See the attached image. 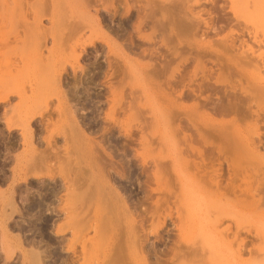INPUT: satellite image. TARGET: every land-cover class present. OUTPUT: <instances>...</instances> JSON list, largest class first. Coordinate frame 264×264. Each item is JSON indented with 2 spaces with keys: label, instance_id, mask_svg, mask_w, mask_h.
<instances>
[{
  "label": "rangeland",
  "instance_id": "rangeland-1",
  "mask_svg": "<svg viewBox=\"0 0 264 264\" xmlns=\"http://www.w3.org/2000/svg\"><path fill=\"white\" fill-rule=\"evenodd\" d=\"M36 1L37 0H35V2H34V0H0V34H2V36L1 35L0 36L1 37L4 36L5 38H7V37L9 38V39L7 38L8 40L4 38L5 40L3 41L5 44H7V46L5 45V47H3V46L0 47V48H2V49H0L1 50L0 59H2V61H0V77H1L0 78V86L4 85V82L1 79L6 78V81L5 82H7V84L9 86H7L6 83H5V85L8 87V89L9 88H12V90H14L11 94L9 93V95H10V98H8L9 100L8 99H3V101H2L1 98H2L3 95H0L1 96L0 97V117L1 118L3 117L4 118L3 120H5V121L9 122L10 124H12V126L9 125V127L8 126L6 127V126H4V124H2V121L3 120H1V124H0V137L1 138H5L6 140H10L11 141L10 144H12L8 148L5 147V146L4 147L2 146L3 147L2 148L1 145H0V148H1L0 149V162H1V166H2L1 167V170H0V245L2 243V240H5L8 243L7 244L8 246L11 244L10 246L13 247V251H12L13 254L11 253L10 256L8 255L6 257L5 250H2V246H0V264H20L23 261V258H24V254H25L24 251H27L28 248L30 247L29 245H31V244H29L27 242V238H30V236H33L32 237L33 240L35 238L36 239L38 238L37 235H33V233H32L31 230L30 231L29 230H24V229H27V227L25 225L26 223H25L24 219L22 220L23 215L25 214L24 211H23L24 205H25V204H23L24 201H25V198H23V197H25L24 195H26L27 192L34 191V189L36 188V186H38L39 184H42L41 182H45V181L48 182V180H49V182H51L52 184H56L57 186H58V183H62V185H63L64 188H61V191L58 194L59 197L62 196V195H64V196H62V197L59 198V199H61V203L64 202V201H62V199H63V197L65 198V196H66L65 193L66 194H69L68 193L69 190H66V189H68L67 184H66V186L64 185L65 183H67V181H66L67 179L64 178V177H62V176H64L65 172L62 173L61 170L59 172V168L61 169V165L69 164V162L72 163V161L74 160V159L73 160L70 159L71 156L69 155L71 153L70 152V148L72 147V146L69 145L70 142L68 141L69 142V144H68L67 140H64L63 141V139H62L64 135L65 136L67 135V132H68L67 130L70 129V127H69L70 126V122H69L70 115L67 114V113L69 112V110H72L73 108H71L68 105V101H66L67 104L65 103V105L63 106L62 104H64V103L60 100V98L57 97V93L55 94L53 92L54 88L52 90V86L49 87L50 85L49 86L47 85V83L45 82V78H47L49 76L48 75V72L46 73V71L42 70V72L40 71V73H39L37 71H39L38 69H42L41 66L39 68V64L38 63H41L43 60H45V61H43V64H45L47 62L48 65H49L50 62L52 64L53 61H55L53 63L54 65L55 64H59V63L62 64L63 69H64L62 71V74H63L64 77H66V74H67V76L69 78H72V76H79L80 74H82V72H80L79 69H77L75 71V74L72 71V64H75V61H73L74 60V57L72 58L73 55L70 54V52H73L72 48H74V47H75L74 48L75 49V53L76 52L80 53V55L78 57V61H77L76 64H79L81 66H86V65L90 64L91 62H94V63H98L99 62L98 64H100L101 67H103L102 69H103V72L104 73L103 74L101 73V76L98 77L99 80H100V81H98V83L100 82V84L98 86L102 89L101 90L102 91L101 93H102L103 96L102 95L100 96V99L102 101H99L97 103V104H99V106L96 107L97 108V110L95 112L96 121L97 122H100V125L101 126L103 125L102 127H104V126H107V124H111L112 123L109 120H107V118H105L104 115L106 113L107 114H109V113L112 114L113 113V116L116 117V118H118L117 119L118 121L123 120V119L125 120L127 114H128L127 117H130L129 116L130 115V113H129L130 111L133 114V115L131 114L133 116V117L131 116L133 119L132 118L131 119L128 118L130 120L128 122L129 124L127 123L128 129H129L127 131L122 130L123 128H121L119 125L114 124V123H112L111 125H109V127H107V129H106V131L104 133L103 132H100V130H99V132L97 131V132H94L92 134L91 133L89 134V133H87V129H86V134L87 135L88 134H89V136L91 135V137H93V139L96 140L95 142L98 141V144H99V142L101 143L99 145H102L101 147L102 148L104 147V149H105L106 152H110L112 154L111 155V160L113 162L115 161L116 162V165L117 164L119 165V167H118L119 169L121 167V161L124 158H125V160L127 159L126 162L128 164H129V162L130 163L132 162V164H134L135 169L133 171H131L130 168L127 170V169H125L123 167L124 170L123 169L122 170L125 173L123 171H122L123 173L121 171H118V172L116 171L117 172L116 173L115 170L112 169L111 174L117 178V179H114L112 181V183H114V184L117 183L115 186H118L119 187V189H120L119 192H121L123 195H126V196L128 195L129 196V202L131 203V205L132 204L135 205L136 204V200H143V199H145V201L143 200L142 201V204L139 205L140 207L138 205H135V206L139 207V208H137L138 211H143L146 208L150 209L153 206V205H151L152 202H154L156 200V198L157 199H160V200H166V197L165 196L168 195V197H169V195H170L169 198L167 197V199H169L170 201L168 200L169 201L168 202L166 200L167 201L166 204L168 206L165 204L164 205V209L166 208L165 209V212H167V211L170 212L169 213V216L171 215V217H169V216L167 217L166 216L165 220L161 224H159V226L157 227V232L154 231L156 233H154L153 231L148 230L149 233L147 232L148 235L145 236V239L143 240L144 243L142 242L143 249H145L144 251H146L148 253V260L150 262H153V261H159L161 263L165 262L164 264H169V262L171 260L173 261L174 258L172 256L170 257V255L172 254L171 253V248H172V245H173V241L176 239V236H177L176 234H178L177 233V227L176 226H178L180 224V221L178 220L179 218H177L176 214L178 213V210H179V213H180L179 215H182L183 214V215H185V217L187 216L186 213L189 215V216H187L189 218L186 219V221H188V219H189V221H188L189 223H187L185 221V224H187L188 227L186 225H184V227H185V229H184L185 232L184 233H187V234H184V235L185 236L188 235V237H184V239L187 240L189 238V236L190 235L191 236H190V238L186 242H188V243H193L194 241L196 243L197 242L198 243L200 242L199 244H203L205 247L215 245L214 242H216V240H218V237H216V235H213L211 233L210 229L208 228V223L205 220H207V217L211 216L212 213L214 214V213L217 212V214H220V215L222 213V216L221 217L219 216L220 219H221V221L217 223V227L219 226V227H221L223 229V226L226 225L225 227H229V229H228V231L230 230L229 233H232L235 230H239L240 231V235H241L240 237H244L245 239L247 238L246 239L247 242L249 241L250 243H253V244H250L248 242L247 247L250 248L252 246H254V247L256 246L255 248L252 247V253L251 252L248 253L247 251H245L243 253L244 255H242V258L243 259H246L247 262L246 261L245 262H240L239 264H264V260L261 261V262H255V259H254V258H256V260H257V255L259 254L258 256H260V255H262V252L264 253V246H263L264 245V241H263L264 240V234H263L264 231H261L262 227L264 228V207H263L264 204L262 202H260L261 203V205H260V203H256L257 201L254 202L253 199L250 200L249 199V196H247V198H244L245 197V196H243L244 192H241V194H238V193H240V189L241 188H242L241 190H244V189L246 190V186H247V189L250 188V190H251V189H253V187H256V186L259 187L260 181L262 182V179L263 178L261 179V177H263L262 175L264 174V170L262 169L264 166H261V163L264 162L262 160V159H264V158H262V157H264L263 156L264 155V124H263L264 123V119H262V118H264V117L260 116L261 119H259V121L261 120L260 122L262 124L259 123L258 124L259 125V128H257L256 131L254 130L255 131L254 132V131L251 130V125H248V124L251 123V120H252V119L249 120L250 117H248L246 119H244V118L243 119H239V120H237L236 123L231 122V124L229 125L230 122H228V119L229 118L232 119L231 116H228V115L226 116V115H221V114L219 115V114H217V112L216 113H212V111L209 110L208 108H202V111L201 110L199 111L200 114H201V116H199L200 114H198V116H196V114H194L195 116L194 115L192 116V119L194 121L196 120L197 122H203L207 118L209 119V116H211L213 119L216 120V121H213L214 122L213 127H215V123L216 122H217L216 123L217 124L216 126H218V124L221 123V121H220L221 119L224 120V121L227 119L226 120L227 122L223 123L224 126H221L219 124V127H223V130H221L222 128H218V127H216L215 129H212L213 127L211 126L209 128V129H211V131L208 130L211 133H213V132L215 133V131H216V133L218 134L221 131H224L228 137L233 138V139H236V140L237 139L240 140V138H242V139L243 138L244 139H248V138H251V137L254 136L253 137V138H255L254 143L252 144V146L250 145L249 147L255 146V148H253V149L255 150V152L258 153V155H256L257 158L255 156L253 157L252 156L253 154L249 156V153L251 154V152L252 153H255V152L252 150V148L248 150L247 149L248 148L247 146L246 147H243L241 145L242 146V148H241V146L235 145L234 147H232V144L230 143L231 145L230 144H227V146H226V144H225L224 146L226 148H229V146H230V147L233 148V150L232 149H228V150L226 149L225 150L224 149L225 147L224 146L222 147L221 141L219 142L218 136H215V135H214L215 138L214 137L211 138L213 135H210L209 136L210 137V142L204 144L203 142H201L202 140H199L200 138H198V136H196L197 134H196L195 130L193 128H191L192 126L189 127V125H191V124L188 121H186V122H188L189 125L186 122L184 123L185 124L184 127L186 126V128L184 129L185 131L182 130V133H179V135L177 134V137H179V136L180 137L177 138L175 136V138H176L175 139L173 132L172 131H169V129H171V127L169 128V125H170L169 124V121L170 120L167 117V119H168V122L167 123L169 124L168 125L166 123V121H167L166 120V114H164L165 113V110L163 109V107H164L163 104L166 105V103H164V102H167L166 99L164 98L165 96H163V95L165 94V92L168 91V89L165 88L166 91L163 93V95L161 96L159 94L160 95V98H157L156 99V97L157 96L159 97V95H157V94L155 95V93H159V91L157 90L156 86L155 87L153 86L154 85L153 84L154 82H152V81H154L155 79H158V78H155L154 80H152L151 75L148 77V76H146L147 74H144L145 72L143 73V71L148 68V66H147L146 68L143 69V66H145V64L147 65V63H148V65L149 64L150 65L154 64L155 62H153V59L154 58L156 59V57L158 56V53L156 54V56H154L152 59H150L151 61L146 56L143 55L144 53L141 54L142 50L149 49V48L152 47V45H147V44L143 43L139 39V37L136 36V34H134L133 32L131 33V39H132L133 42L130 45L127 42L129 40V38L127 37V35H126L125 39H123V40L120 39V38L119 39L122 40L121 41L122 42V45L124 44V47H123L124 51L126 52V50H127V53H129V50L130 49H133L134 52H131L130 53V56L133 54V56H131V57L132 58L134 57L136 60H139V62H141V63H139L137 61V63L139 65H136L135 64L137 67L135 65L133 67V68H135L136 73H135L134 69H132L133 71L128 72L129 75H128V73H126V76L124 77L127 80L126 81L124 79V81H126L125 82V85H126V83H127V85H131V89L134 90V94L136 96L133 95L132 97H134L133 99H135V100L132 101L129 98V96L127 95L128 92H126V91L128 89H130L129 88L130 86H125L124 85V88L123 89H124L125 94H123L124 95V97H123L124 99L122 100V103L123 104L121 103L122 104V107L121 108H123V109H119V108L116 109V107H118V106H116L113 110H110L111 109L110 108V103H109L110 96L108 95V94H110L109 93V90L111 89L110 88V85H111V83H115V81L120 77V75L119 76L116 75V76L113 77V75L107 74V73H109L108 71H110L107 64H108V60L110 59L114 63H117L118 66L119 65H120V67L122 66L121 65L122 60L119 57L118 53H117V55L111 53V51L112 52H115V53L116 52H119V51L116 50V47L111 46V45L105 43L103 40H100V39H94L91 43H85L84 45L77 44L74 47H72L71 46L72 45L71 43L74 41V39H75L74 37H71V39L74 38L73 40L69 39L68 42L66 41L67 42L66 45H65V43H66L65 42L64 45L63 44L62 45L60 44L62 47H59V46H56L54 44L55 42L52 44V38H51L52 35L50 34L52 32L49 31V34L47 36H45L46 34L45 35L43 34L45 36V38L42 35L43 36V39H44L45 45H43L44 47L41 45V47H42V51H41L42 53L41 54L44 57L41 54L40 55H41V58H44V59L43 60L41 59L40 61H37L38 59H40L39 55H37L38 52H36V50H38V47L36 45L37 44L36 41H38V37L34 41V38H33L34 37V34H33L34 30H32V32H30V33H32L33 37H32V35L30 36V34L28 35V34L25 33V32L28 31L27 30L28 25L29 26H32V23H33L32 22L33 21V18H32L33 16L31 17L32 14L30 13L31 11L28 9V6L31 7L30 4L35 5V3L36 4H37V2L40 3V1H42V3H43L45 0H40V1L38 0L37 2ZM108 1L107 2L105 1L106 4L105 3H103V4L101 3V2H104V1H97L96 6H94L92 9H91V7L89 8L91 14L88 13V15H93V13L95 11V13L98 14L99 18L102 20V24L104 26L106 25L108 28L114 29L115 26L117 25L118 20L124 15V13H122V7L119 4L120 3V0H111L112 3H113L112 6L115 7L114 9L110 5L107 4ZM130 1L133 2L134 0H129V2ZM171 1L173 2V1H176V0H171ZM189 1H190V3L192 1L191 6H190V3L187 2L188 5L190 6V9L193 8V10L191 9L192 10L191 12L196 13L198 11L199 13H201L200 14L201 15L200 18L202 20L205 18V19H208L210 21V24L211 25L214 24V26L212 25V27H214V28L208 30L207 33H206V35L203 34V33H201L202 32L201 30L203 29L202 26H201L202 29L200 28L197 31L198 33L195 32L194 33V36H192V34L190 33L191 35H189V36H192L195 39L197 38L196 39L197 41L193 39V42L194 41H196V42L201 41V39L204 42L206 41L205 43H213V41H214L215 43H213L214 44L213 46L215 47L216 46L215 44L217 42L216 40L217 39L219 40V38L223 39V37H225V33H226V37L225 38H227L229 35H230V37H233L234 38L233 46H231L232 48L229 47L230 49L227 50L228 52L231 50L229 53H231L233 51H234V53H236V52L239 53L238 49L240 51L247 50V51L251 52L252 58L254 60V63H257L255 65H253V64L250 65L249 64L247 66L246 65L243 66L244 67L243 71L244 72L246 71L245 72L246 73V77L240 79V80H243V81L240 82L241 85L238 83L239 86H240L239 87V86H237L238 84L237 85L235 84V83H237L236 82V80H237L236 78L237 77L235 78V75L237 76V74H235V75L233 74L232 76H230L231 74H227V73H224L222 71L217 72L216 66H214V65L211 66V64L209 62H206L207 67L211 66V68H213L212 71H214V72L212 74H213L214 77H212V80L215 77L216 78L219 77L218 78L219 79L218 80V84H216L217 85V90H218L217 93L220 96V94H222V92L223 93H226V94H229V93L233 92L232 89H231V87L229 88L230 85H235L233 87H234V89L236 87L237 88L236 90H238L239 88H241V86H245L247 89L248 88L249 89L247 90L246 88L243 87L244 88V91L247 90L246 91L247 93L249 91L254 92L252 94L255 96V99H256V100L253 101V103L251 102V104L254 105V106H252L251 110L253 108L254 109L257 108L259 110V112L261 113V115H263V113H264V84H263L264 83V0H233V1L232 0H215V1L214 0L213 1L212 0H201V1L200 0H189ZM78 2H76V0H53V3H52V0H51V2L49 0V4H54L55 3L56 6L54 8V5H53V9L50 8V10H54L52 12L51 11H48V10H45L47 12L44 13V14L42 12V14H41L42 17H41V23L40 24H42L43 26H41L39 24L41 29H39L38 31L41 30L42 33H45V31H46V33H47L48 30L47 29L42 30V28L43 27L44 28H49L51 26V24H52V20L54 22L53 25H57L56 23H58L57 22L58 19L61 18V17H59V15H61V14H62L61 16L63 18L64 17L65 18L67 17V19H65V20H69L70 22H72V21L75 22L76 20H77L76 22H78V21L80 22V21L85 20L84 22L87 24L89 22V20H90L89 19L90 16H88L87 14H86L87 16H85V17L82 16V15H85L86 12L84 13L82 11L84 14H81L82 12H80L81 10L78 8L79 7ZM20 3H21V8H20ZM45 5H47V3ZM133 5L134 6L132 7L131 10H129V12L131 11V13L133 15H135V13L137 12V10H136L137 5L135 4V2H133ZM49 6H48V8H49ZM108 6H110V7L108 8ZM45 8L47 9V7H45ZM57 10L59 12V15H57L58 13L55 14L56 16L53 15L52 13L53 12L54 13L57 12ZM191 12L189 11L190 14H191ZM49 14H51V16ZM193 15H195V14H193ZM200 15H197V16H200ZM236 15H238V16H236ZM52 16H55V21H54V17H52ZM80 17H82V18L80 19ZM86 17L87 18L89 17V18L87 19ZM233 18H236V19H233ZM69 21H67L66 23L69 24ZM84 22H82V25L85 24ZM85 25H84V29L82 28L83 30L81 31V33H79L77 35V38L78 39L80 38L79 40H82L85 37H87V35H89V33H91L90 35H93L92 34L93 31L92 32L88 31L89 27H86ZM24 27L27 30V31L24 30L25 32L23 31V28ZM51 27H50V29H51ZM231 28L233 29V31H232ZM64 29H66V27ZM230 29H231V31H230ZM130 30L131 29H129V31ZM147 30L148 29H145V30L143 29L141 33L147 34V32H148ZM66 31H67V29L64 32L66 33ZM127 31H128V28H127ZM195 34H196V36H195ZM199 34H201V35L203 34L202 37H198V36H201ZM250 35H252L254 38H256L255 36H257L256 41ZM95 36H99V35L96 34ZM216 36H217V38H216ZM230 37H228V38H230ZM119 39H118V42H120ZM208 39H209V42H207ZM6 40H7L8 43L5 42ZM70 40H71V42H70ZM210 40H212V41L210 42ZM191 41H192V39H191ZM93 42L97 44L96 47H93L92 46ZM69 43H70V48L72 47L71 49L68 46ZM246 43L248 44V46H247ZM33 44H35L36 46H34ZM42 44H43V42H42ZM57 45H59V44H57ZM127 45H128V47H127ZM234 46H236V47H234ZM36 47H37V49H36ZM216 47H218V46H216ZM221 48H222V46H221ZM221 48H219L220 49L219 51H218L217 48H215V49H217V51L220 52V54L221 53L223 54L224 52H226V54L230 55L229 53H227V51H224V48H223V50H221ZM249 48H251V49H249ZM69 50H71V51H69ZM157 50L159 52L163 51V49L161 47H159ZM256 53L257 54L259 53L258 54L259 56L256 55ZM73 54H74V52H73ZM36 57L37 58L39 57V58L37 59ZM45 57L46 58L47 57L48 58L51 57V58L49 60L48 58L46 59ZM161 60L162 59H160V61ZM187 62L189 63V66H187V69H188L187 70L188 71V77L186 76L187 78L185 77L184 80L181 81L182 84L177 85V87L175 86L176 87L175 90H179L180 87L182 88V85L185 84L184 85L185 87H183V90H184L186 87H188L189 85H191L193 83V80L190 78V74H191V70H193V66H194L195 63L192 62V61L190 63V60L187 61ZM179 63L180 62H178L176 64H173V65L176 66V65H179ZM105 66H106V69H105ZM248 66H249V69H246ZM176 67H177L176 69L179 71V70L182 69V64L179 65V66H176ZM136 69H138V71ZM250 69H251V71H250ZM177 70H176V72L178 73ZM254 70H255V72H252ZM132 72L134 73V75L132 74ZM176 72H175V74H176ZM215 72H217L216 74H218V77L216 76ZM105 73L107 74V76L105 75ZM167 74L168 73H166V75ZM258 74L261 76V78L263 80H261V78L259 77ZM135 75L137 76V78H136ZM250 75H252V76H250ZM256 75L259 77L260 80L258 79V77L256 78ZM133 76H135V77H133ZM253 76H255V77H253ZM116 77H118V78H116ZM140 77H141V79H140ZM144 77L145 78L147 77L146 78L147 81H146V79ZM165 77H168V75L165 76ZM165 77H161V79L159 78V80L161 82H163L164 81L163 79ZM252 77L255 78L256 80L255 79H252ZM149 78H150V80H148ZM196 78H195L196 80L194 81L195 83L200 81L199 78L201 79L200 76H198ZM233 78H234V80H233ZM111 80H113V81H111ZM191 80H192V82H191ZM144 81H145V83H144ZM224 81L227 82V83L225 84ZM252 81H253V83H252ZM105 83H107V84H105ZM135 83H137V84H135ZM253 84H258L259 86L258 85H253ZM226 85H228V87ZM6 86H2L3 89H7ZM257 86L258 87H261V88L260 89L259 88L257 89ZM61 88L63 89L64 87L61 86ZM161 88L164 91V89H163L164 86L161 87ZM243 88L241 89L242 91H243ZM3 89H0V94H1V90H3ZM18 89H19L20 92L18 91ZM41 89L43 91L46 90L45 91V96H43V98L45 97L46 100L44 98L43 101H46L47 102V104H48L47 107H48V109H50V112L47 113V111H46V113L48 114V116H50L49 117V120H47L48 119L47 118L48 116L46 115L45 112H44L45 115L42 116L43 118L36 117V115H31L32 117L29 119V117H30L29 116V113H34L33 112L34 109H32V108L38 106V104H37V102H38L37 99L38 98L36 99L35 98L36 96L35 97H31L32 95H34L32 93H34L33 91H36V93H38L39 90L42 91ZM23 90H25V91H23ZM224 90H225V92H224ZM236 90H234V91H236ZM3 91H2V93H3ZM150 92H152V93H150ZM236 92H238V91H236ZM217 93L214 95L215 97L212 96V99L216 100L215 98L218 96ZM25 95H26V97H25ZM144 95L146 96L145 99H144V97H145ZM22 96H24L25 98H23ZM257 96H259V97H257ZM34 99H36L37 101H35ZM129 99H130L131 102L129 101ZM136 99H137V101H136ZM43 101H39V103L40 104H43L44 103ZM130 103H132L131 105H133L135 103V105L134 106H128V105H130ZM144 103H145V105H144ZM184 103H186L189 106V105H191L189 103H192V100H186V101H184ZM40 104H39V106H40ZM125 104H127V105H125ZM161 104H162V106H161ZM257 104H259V105H257ZM35 105H37V106H35ZM159 106H161V107L159 108ZM64 107H65V109L67 111L64 109ZM67 107H68L69 110L67 109ZM124 107H125V109H124ZM129 107L130 108L133 107L134 109H130ZM129 109H130V111H129ZM135 109H136L137 112H135ZM144 109H145V111H144ZM160 109H163L164 112L162 110L160 111ZM206 109L209 110V111H207ZM31 110H32V112H31ZM36 110H38V109H36ZM110 111H112V112H110ZM140 111H141V113H140ZM83 112H85V111H82L81 110L80 112H76V114L80 116V115L84 114ZM202 114H203V116H202ZM67 115H69V116H67ZM38 116H40V115H38ZM135 116H137V118H135ZM26 117H28V118H26ZM152 117H153V119H152ZM180 117H182V115H180ZM26 119H28L29 121L28 120L27 121L30 124H32V126H33L32 129H31L32 130V135H31L32 137L30 138V141H29V139H27L28 137L25 138L24 136H22L24 134H21V133H23V131L21 129L22 128L21 126L23 125V123H25L24 126L27 124V122L25 121ZM231 119H229V120H231ZM244 120H245V122H244ZM152 121H154V122H152ZM218 121H220V122H218ZM233 124L234 125L237 124L238 126L235 125V127H233ZM187 125H188V127H187ZM234 129H235V131H234ZM244 129H246V130H244ZM147 130H149V132ZM232 130H233V132H232ZM88 131H90V130H88ZM217 131H219V132H217ZM170 132L173 134V139H172V136H171ZM150 133H151V135H149ZM189 133H190V136H188ZM255 133L258 136H255ZM102 134H104V135H102ZM203 134L206 135L208 133H204V130H203ZM187 136L188 137H191V138H188ZM48 137L50 139L49 144H47L48 143V141H47ZM184 137L186 138V140H188V142H190L189 139L190 140L192 139L191 144H193V143L196 144V145L193 144L192 146H196V147H198V148H200V149L203 150V153L205 155V158L206 159L208 158L204 162L205 163V166H206L205 169L208 167L207 168V171H209V170L210 171L211 170L214 171V169H217V171H218L217 174H219L218 179H219V182H220L219 183L220 184V190L221 191H224L223 198L221 196L219 197V193L218 192L217 193L210 192V191H212L214 189L213 187H212L213 189L210 188V190H206L207 192L202 191V193L200 191H199L200 193H198V191L196 192V190L193 187H191L192 189L190 188V185L191 186H193V185L191 184V182H188V178L186 179V177H185L186 174L184 175L185 169L182 168L183 164L181 165V163L178 161L180 159L174 160L175 157H176V155H177V151L179 152V149H184L186 147L185 149L189 153V150L187 149L188 145H186V146L182 145V143L185 141L184 140L185 139ZM257 137H259L260 139L258 140ZM153 138H154V140H153ZM216 138H217V141H216ZM142 139H145L146 140L145 143H144V140H142ZM212 139L213 140L215 139V140L213 141ZM140 141H141V143L143 141V143H142L143 145L140 143ZM29 142H31V143H29ZM146 142H148L149 144L146 143ZM188 142L185 141L184 143L187 144ZM211 142L214 143V146L211 144ZM174 143H176V144H174ZM147 144L149 145L147 147L148 149L146 148ZM218 145H220V146H218ZM158 146H159V148H156ZM46 147H47L48 151L51 152V155H52V157H50V160L45 163V165L48 167L46 169L47 171L44 170V168H42L43 170L42 169H37V170H33V172L32 171H29L28 172L26 170V166L29 165L34 160L39 161L40 160L39 159L40 158V155H39L38 152L43 151L44 149H46ZM142 147H143V149H142ZM218 147H221L220 149L222 150V152H221L220 155H219V152L221 150L220 151L216 150V149H218ZM235 147H237V148L235 149ZM4 148H6V149H4ZM34 148H35V150H33ZM36 148H38V149L36 150ZM208 148H209V150H208ZM39 149H40V151H39ZM186 150L184 152H186V154L188 156H190V157H188V159L189 158H191V159L193 158L196 161L199 160L197 158V156H194L196 154L193 153L194 154L193 155L190 152L192 154V155H190V154L187 153ZM223 150H224V152H223ZM250 150H252V151L250 152ZM226 151H228V152H226ZM246 151H249V152H246ZM67 152L69 154H67ZM175 152H176V155L174 154ZM80 153H82V152H80ZM142 153H143V155H142ZM152 153L154 154V156H152ZM216 153H218V154H216ZM36 154H38V155H36ZM259 154H260L261 158L259 157ZM31 155H33V156H31ZM157 155L159 156V158H157L158 157ZM161 156H162V158H161ZM32 157H33V160H32ZM56 157H58V159ZM147 157H149V158H147ZM173 157H174V159H173ZM253 158L255 160H253ZM84 159H86V158L84 157ZM84 159L82 160L83 166L85 165V166H87L89 168L90 165L88 163V161H89L88 158L86 160H84ZM154 159H157V162L159 161L158 162V165H157V162L154 161ZM57 160H58V163H57ZM173 160H174V162H173ZM256 160H258L259 163ZM260 160H262V162ZM61 161H62V163H61ZM163 161H164V163H163ZM167 162H168V164H167ZM183 162H185V161L182 160V163ZM233 163L236 164V165H233ZM58 164H59L60 167L58 166ZM239 165H241V167ZM153 166H154L155 171H158V172H156V175L155 176L152 174V171L154 170L153 169ZM155 166H156V168H155ZM87 167H85V168H87ZM167 167H168V169H166ZM184 168H185V164H184ZM236 168L238 169V171H236L237 170ZM253 168H254V170L257 168L256 173H254L255 171L253 170ZM157 169H159L160 172ZM234 170L237 172V175L238 176L236 175V172ZM258 170L260 172H257ZM25 171H27V172L25 173ZM35 171H37V172H35ZM161 171H162L163 174H161ZM252 171H254L253 174H252ZM115 173H116V175H115ZM258 173H260V174L262 173V174L258 176ZM159 174H160V177L158 176ZM234 174L236 175V178L233 177V176H235ZM244 174H245V177H244ZM118 175H119V177H118ZM247 175H248V177H247ZM68 176H69L68 179L72 177V176H70V174ZM249 176L251 178L254 176V178L251 179ZM161 177H162V179H161ZM180 177H182V178L180 179ZM240 177H242L243 180ZM246 177L247 178H250V179H247ZM62 178H63V180H62ZM156 178H157V180H156ZM258 178H260L261 180L258 179ZM247 180H249L250 182L247 181ZM251 180H253L254 182L251 181ZM243 181H244V183H243ZM156 182H158V183H156ZM231 183L237 188L236 191H238V192H236L235 194L236 195L238 194L240 196L242 195L241 196V199H240V197H238V199L235 198L234 194L232 193L233 191H232V189L230 187V185H232ZM245 183H247V184H245ZM249 183H251L252 185L249 184ZM165 184H167L166 185L167 188H166V186H164ZM173 184H175V185H173ZM177 184H178V186H176ZM236 185H238L239 188ZM260 186H261V184H260ZM27 187H29V188H27ZM23 188L25 189V191H24ZM155 188H156L157 191L155 190ZM22 189H23V191H22ZM64 189H65V191H64ZM168 189H170V190H168ZM173 190H174V192H173ZM191 190L192 191L194 190V191L191 193ZM263 190H261V191H263ZM161 192H163V193H161ZM168 192H169V194H167ZM145 194H149V197L148 198H143ZM171 194L176 195V197L178 198L177 201L179 203L175 201V199H177V198L175 196L172 197L173 195H171ZM181 194L184 197H182ZM191 194H193V196H191ZM255 194H254V198H257L258 195L261 196L262 194H263L262 196L264 197V191L263 192H259L258 191V195L256 194L257 197H255ZM160 195H162V196H160ZM58 196H57V198H58ZM226 196H227V198H230V199L228 200L226 198ZM161 197H163V198H161ZM207 197L208 198H211L210 201H209V199ZM198 198H200V199H198ZM7 199L8 200L10 199V201H8ZM150 199H152V201ZM212 200H214L215 203L212 202ZM11 201H13V203L15 202L14 204L16 205V210L19 211V212L17 211L18 214L16 212L12 213L11 214L12 216L9 214ZM236 201H238V202H236ZM7 202H8L9 205L7 204ZM182 202H184V203H182ZM174 203H176V204H174ZM226 203H227V205H224ZM173 204L175 205V207H174ZM184 204H185V206L182 207ZM196 204L199 205L200 207L197 206ZM94 207H92L91 210H90V207H88L89 210L87 209L88 212L86 211V214L87 215L85 214L86 217H84V218H86V219L87 218H90V219H89V221L88 220L86 221V219H85V221H83L81 223L82 226H84V227H82L81 225H79L81 227V229H80V227H78L79 230H80V232L77 231L78 234L76 236H71L72 234L68 230L69 228L68 229L65 228V231L61 234V235H63V238H64V239H62V241H64L62 243V248L64 247L63 249H65V248L67 249L68 246H66V243L68 244L69 241H70L69 242L70 244H73L72 246L75 245L74 247H72L73 251H75L74 254H72V252L69 251V250H67V252H66L67 254L69 253V255L74 259L72 262H69L68 264H71V263L72 264H96V263L97 264H102L104 262V259H106V256L108 254L107 249L110 247V243H111L110 242V239L112 237L110 236L111 233H109V234L108 233L107 234L106 233H102V234H104V235H102L98 231L99 230L98 229V224H97L98 222H96V220L98 219V217H97L98 216V213H97L98 212L97 211L98 208L95 205H94ZM176 207L179 208V209L177 210ZM212 208L213 209L215 208L214 210L216 212H214V210ZM257 208H259V209H257ZM186 209H187L188 212L186 211ZM183 210H185V211H183ZM261 212H263V213H261ZM94 213H96L95 214L96 216L94 215ZM189 213H192V214H189ZM63 214L61 212V215H63ZM205 214H206L207 217L205 216ZM7 215H8V217H7ZM191 215L192 216L194 215V216L192 217ZM52 217H55V216L52 215ZM94 218H95V220H94ZM57 220H56V222H58V221H59V223L61 222L60 219L58 221ZM84 222H85L86 225L83 224ZM87 222H88V225H87ZM119 222L121 223V225L123 227H121V225H120ZM119 222H118L119 229L122 228L121 229V233L123 234L126 231V223H125V221L122 218H120ZM149 222L151 223V221H149ZM149 222L144 223V225L146 224L144 226L145 228H147V229L149 228L150 229L151 226L152 227H156V224H155V226H153L154 224L153 225H150ZM153 223H155V222H153ZM262 223H263V226H262ZM236 224H238V227L236 226ZM201 225L203 227H201ZM205 225L207 226L208 230H207V228H206ZM3 226H6V228H7L6 230H8V232H5L4 237L2 236V232H1ZM19 226L22 227V228H20ZM192 226H194V228L196 229V231H190V230H188V228L191 229L190 227H192ZM186 227H187V229H186ZM236 227H237V229H235ZM83 228H85V229H83ZM221 228H218V229H221ZM242 228L243 229H246V230H243ZM247 229H248V231H247ZM191 230H193V228ZM231 230H232V232H231ZM25 231L27 232V234H26ZM244 231H246V232H244ZM255 231L257 232V234L255 233ZM51 232H50L49 235H51ZM81 232H82V234H81ZM190 232H192V233H190ZM28 233L31 234V235H29ZM53 233H52L51 238L54 241V239L57 240V238L59 237L60 234L59 235L57 234L58 236H56V234L55 233L53 234ZM97 233H99V234H97ZM188 233H190V234H188ZM7 234L9 235V237H8ZM64 235H65V237H64ZM212 235H213V238H212ZM13 236L14 237L16 236L17 238L20 237V238L19 239H17V238L14 239ZM69 236H71V237H69ZM78 236H80V237H78ZM108 236H109V238H108ZM122 236H123L122 238L124 240L123 239H121V240H123L122 241L123 242L122 245H123L124 248H123V256H122V259H121V262H122L121 264H125V262H126V264H130L131 262H134V263H131V264H136L137 263L136 261H137V258L138 257L135 259L134 258L135 255L133 253L131 255V253H130L131 250L128 249V247H127V240H128L127 239V236H125L124 234ZM74 237H76V240H75ZM125 238H126V241H125ZM190 239H192V240H190ZM10 240H12V241H10ZM77 240L78 241L81 240L80 243ZM21 241H26V243L25 242H21ZM71 241H73V242L71 243ZM106 242H108V243H106ZM124 242H125V244H124ZM19 243H20V246H19ZM83 245L85 246V248H84ZM203 245H202V247H204ZM88 246H90V247H88ZM262 246H263V249H262ZM169 247H170V249H169ZM259 248L262 249V250H260ZM82 249H84V250H82ZM124 249H126V250H124ZM204 249L205 248H203V250ZM108 251H109V249H108ZM124 251L126 252V254H125ZM70 252H71V254H70ZM82 252H83V254H82ZM85 252H86V254H85ZM206 252H207V250H206ZM206 252H204V253H206ZM258 252H260V253H258ZM151 254H153V255H151ZM133 255H134V257H133ZM254 255H256V256H254ZM137 256H139V255H137ZM205 256H206V254H205ZM205 256L201 258L204 261H201L198 258L199 259V262H197V264L198 263L201 264V262L203 264H233L232 261H231V257L230 256L228 257L227 255H225L224 257H221L220 256V257H216V258H211L210 257V258H207V259H205L206 258ZM132 257H133V259H132ZM187 259L189 260V258H187ZM187 259H181L180 261L178 260L179 261V264H180V262H181V264H184L182 262L186 261ZM190 259H191L192 262L188 261L185 264H194V263L196 264V260L195 259H192V258H190ZM194 260H195V262H193ZM139 262L140 261H138L137 264H139ZM175 263L177 264V262H175Z\"/></svg>",
  "mask_w": 264,
  "mask_h": 264
},
{
  "label": "bare ground",
  "instance_id": "bare-ground-1",
  "mask_svg": "<svg viewBox=\"0 0 264 264\" xmlns=\"http://www.w3.org/2000/svg\"><path fill=\"white\" fill-rule=\"evenodd\" d=\"M38 1V0H37ZM36 1V2H37ZM40 1V0H39ZM79 1V2H78ZM97 1H104V2H101L102 4L105 3V1L107 2L108 0H76V2H78V5H79V9L81 10L80 12H86L85 15H82V16H87L88 13H90V10L89 8L91 7V9L96 6L97 4ZM111 0L108 1V5H110L113 9L115 8L112 3V1L110 2ZM201 1V0H200ZM213 1V0H212ZM215 1V0H214ZM233 1V0H232ZM35 2V0H34ZM47 5H45L46 3ZM51 2V0H50ZM116 2V1H115ZM133 2H135V4L137 5V12L135 13V15H133L131 13V11L129 12V10L132 9V7L134 6L133 5ZM130 1L129 0H120V5L122 7V13H124V15L118 20L117 22V25L115 26L114 29H110L108 28L106 25L104 26L102 24V20L99 18L98 14L93 13V15H88L90 16V20L89 22L86 24L83 20V21H78V22H70L69 20H65L67 19V17L63 18L61 15H59V12L57 10V12H53L52 14L55 15H59V17L61 18H57L58 19V23H56L57 25H53V20H52V24H51V29L50 27L49 28H42V30H45L47 29L48 32L46 33H42V31H38L40 28V25L43 26L41 23V14L43 12L46 13L47 11L45 10H48V11H54V10H50L53 9V5H54V8L56 6V4H49V0H45L43 3L42 1H40V3L37 2V4L35 3V5H31L28 6V9L31 11L30 13L32 14L31 17L33 18V23H32V26H29L27 27V30H26V26L23 28V31H27L25 32L26 34H30V36L32 35V30H34L33 34H34V37L32 35V37L34 38V41L35 39H37L38 37V41H36V45L38 47V50L37 47H36V52L37 55H39L40 59H38L37 57V61H40L41 59L43 60L44 58H41V51H42V47L41 45H45L44 43V39H43V36H47L49 34V31L52 32L50 33L52 35V44L54 43L56 46H59V47H62L61 45L67 41L69 39H71V37H74L72 38L71 40L74 39V41L71 43L72 47H74L75 45L79 44V45H84L85 43H91L94 39H100V40H103L105 43L111 45V46H114L116 47V50H118L119 52H112V54H115L119 55V57L121 58L122 60V63H121V67L120 65L118 66L117 63H114L113 61H111L110 59L108 60V67H109V70L108 71L109 75H113L116 76V75H120V77H116L118 78L115 83H111L110 85V90H109V93L108 94L110 96V99H109V103H110V110H113L116 106V109L119 108V109H123L121 108L122 107V100L124 99V95L125 92H124V85H125V82L127 81L124 77L126 76V73L130 72V71H133L132 69H134L135 71V68L134 65H139L137 63V61L139 62V60H136L134 57L132 58L131 56H133V54L130 56V53L131 52H134L133 49H130L129 50V53H127V50L126 52L124 51L123 47H124V44L122 45V40L125 39L126 35L127 37L129 38V40L127 41L129 43V45L133 42L132 39H131V33L133 32L134 34H136V36L139 37V39L147 44V45H152L151 48L149 49H145V50H142L141 54L144 53L143 55L146 56L149 60L152 59L154 56H156V54L158 53V56L156 57V59L154 58L153 59V62H155L154 64L152 65H147L145 64V66H143V69L146 68L148 66L147 69H145L143 71L144 74H147L146 76H150L152 77V80H154L155 78H158V79H155L154 82L152 85L156 88L157 90L159 91V93H155V95H163V93L166 91V89H168L167 92H165V94L163 96H165L164 98L166 99L167 102H164L166 103L163 104V109L165 110V113L166 114V123L168 122V119L167 117L169 118V128L171 127V129H169V131H172L173 134H174V138L175 136L177 137V134L179 135V133H182V130L185 131L184 129L186 128V126L184 127V123L186 121L190 122L191 125H189L188 122V125L189 127L192 126L191 128H193L196 132V136H198V138H200L199 140H202L201 142H203L204 144L206 143H209L210 142V135H213L211 138L215 136H218V140L219 142L221 141L222 143V147L226 144H232V147H234L235 145H239V146H243V147H248L247 149H251L255 152V150L253 148H255V146L253 147H249L250 145L252 146V144L254 143V140L255 138L251 137V138H248V139H242L240 138L239 139H233V138H230L226 135V133L224 131H221L220 133H211V129H209L211 126L213 127L214 125V122L213 121H216L215 119H213L211 116H209V119L207 118L205 121L203 122H197L196 120L194 121L192 119V116L194 114H196V116H198V114H200V110L202 111V108H208L209 110L212 111V113H216L217 114H221V115H228V116H231V120L228 119V122L229 125L231 124V122L233 123H236L237 120L239 119H246L248 117L249 120H251V123L248 124V125H251V130L252 131H256L257 128H259V123H261L259 121L260 116L264 117V113L263 115H261V113L259 112V110L257 108H252V105L251 102L253 103L255 99V96L252 94L254 92L252 91H249L248 93L246 92L248 89L245 87V86H241V88H239L238 90H236L237 88L233 86L235 85H230L229 88L231 87L232 91L231 93L229 94H226V93H223L219 94L217 93V85L218 84V74H216L217 72L219 71H222L224 73H227V74H231L230 76H232L233 74H237V76L235 75V78L237 79L235 83L236 85L239 83L241 85L240 82H242L243 80H240L241 78H245L246 77V71L244 72L243 69L244 67L243 66H247V65H255L257 63H254V60L252 58V55H251V52L247 51V50H242L236 53L231 52L229 53L227 50L230 49L229 47L233 46V41H234V38L233 37H230V35L228 37L230 38H225L226 37V33H225V37H223V39L219 38V40L217 39L216 41V46L218 47H214L213 43H215L213 41V43H205L204 41H198L196 42L197 38H193L192 36H194V33L197 32L201 26L203 27V29L201 30L203 34L206 35L207 31L214 28L212 27V25L214 26V24H210V21L208 19H201V13H193L191 12L193 10V8L190 9V6H191V3L189 0H176V1H171V0H134V1ZM190 3V6L188 5V3ZM207 2V1H206ZM52 3H53V0H52ZM138 3V4H137ZM213 3V2H212ZM34 4V3H33ZM106 4V3H105ZM194 4V3H193ZM233 4V3H232ZM108 6V8L110 7ZM223 6V5H222ZM234 6V5H233ZM47 7V9L45 8ZM202 7V6H201ZM226 7V6H225ZM20 8H21V3H20ZM31 8V9H30ZM202 9V8H201ZM191 12V14H195V15H191L189 13V11ZM209 10V9H208ZM225 10V9H224ZM89 11V12H88ZM195 11V10H194ZM232 11V10H231ZM238 11V10H237ZM81 13V14H84V13ZM129 12V13H128ZM201 12V11H200ZM61 13V12H60ZM111 13V12H110ZM189 13V14H188ZM87 14V15H86ZM91 14V13H90ZM51 16V14H49ZM197 15H200V16H197ZM56 16V15H55ZM55 16H52L54 17V21H55ZM228 16V15H227ZM238 16V15H236ZM110 17V16H109ZM203 17V16H202ZM82 17H80L81 19ZM87 18V17H86ZM87 18V19H88ZM201 20H200V19ZM239 18V17H238ZM85 19V18H84ZM233 19H236V18H233ZM67 21H69V24L66 23ZM87 21V20H86ZM82 22H84L85 24L82 25ZM241 22V21H240ZM243 22V21H242ZM40 24V25H39ZM223 24V23H222ZM234 24V23H233ZM84 25L86 27H89L88 31L92 32V34L94 35H90L91 33H89V35H87V37H85L84 39L82 40H79L77 38V35L79 33H81V31L84 29ZM229 25V24H228ZM235 25V24H234ZM240 25V24H239ZM66 27L67 31L66 33L64 32L66 29H64ZM85 27V28H86ZM224 27V26H223ZM244 27V26H243ZM83 28V29H82ZM127 28H128V31H127ZM227 28V27H226ZM129 29H131L129 31ZM145 30V29H148L147 31V34H144V33H141L142 30ZM232 29V28H231ZM230 29V31H231ZM30 30V31H29ZM151 30V31H150ZM237 30V29H236ZM218 31V30H217ZM233 31V29H232ZM249 31V30H248ZM29 32V33H28ZM44 32V31H43ZM64 32V33H63ZM150 32V33H149ZM237 32V31H236ZM192 36H189L191 35ZM198 33V32H197ZM212 33V32H211ZM210 33V34H211ZM44 34V35H43ZM99 35V36H95V35ZM202 34V35H203ZM233 34V33H232ZM2 36V34H0ZM14 35V34H13ZM43 35V36H42ZM50 35V36H51ZM188 35V36H187ZM201 35V34H199ZM201 36H198V37H202ZM236 35V34H235ZM0 36V47H5V45L7 46V44H5L3 41L7 38H5L4 36L1 37ZM8 36V35H7ZM44 36V38H45ZM196 36V34H195ZM211 36V35H210ZM224 36V35H223ZM252 36V35H250ZM36 37V38H35ZM70 37V38H69ZM253 37V36H252ZM257 38V36H255ZM5 38V39H4ZM122 40H120V39ZM217 38V36H216ZM254 38V37H253ZM256 38L255 41H256ZM9 39V38H8ZM7 39V40H8ZM118 39L120 40V42H118ZM192 39V41H191ZM193 39L196 40L193 42ZM213 39V38H212ZM7 40L5 41L6 43ZM43 40V41H42ZM70 40V42H71ZM117 40V41H116ZM200 40V39H199ZM207 40V39H206ZM10 41V40H9ZM51 41V40H50ZM212 40H210L211 42ZM239 41V40H238ZM43 42V44H42ZM67 42L65 43V45L67 44ZM209 42V39L208 41ZM254 42V41H253ZM74 43V44H73ZM125 43V42H124ZM244 43V42H243ZM256 43V42H255ZM47 44V43H46ZM59 44V45H57ZM61 44V45H60ZM241 44V43H240ZM247 44V43H246ZM34 46H36L35 44H33ZM139 45V44H138ZM235 45V44H234ZM244 45V44H243ZM253 45V44H252ZM69 48H70V43H69ZM93 47H96L97 44L93 42L92 44ZM220 46V47H219ZM222 46V48H221ZM241 46V45H240ZM248 46V44H247ZM44 47V46H43ZM71 47V48H72ZM128 47V45H127ZM133 47V46H132ZM142 47V46H141ZM161 47L163 49V51L159 52L157 49ZM214 47V48H213ZM236 47V46H234ZM246 47V46H245ZM41 48V49H40ZM70 48V49H71ZM75 48V47H74ZM72 48L73 52H70V54H72V58L74 57V60L75 61V64H72V71L73 73L75 74V71L77 69L80 70V72H82V74H78L79 76H72V78H69L66 74V77L63 76L62 74V71L64 70L63 69V66L62 64H53L55 61H53V63L51 64V62L49 61L50 58H48L49 60V65L47 64V62L45 64H43V60L41 63H38L39 64V68L41 66L42 69H38L40 73V71L42 72V70L46 71V73L48 72V77L45 78V82L47 83V85L49 87L52 86V90L53 92L56 94L57 93V97L60 98V100L64 103L62 104L63 106L65 105V103L67 104L66 101H68V105L73 108L72 110H69L68 107L67 109L69 110V112L67 114L70 115V119H69V122H70V129L67 130V135L63 136V141L64 140H67L68 144L70 146H72L70 148V154L67 152V154H69L71 156L70 159H74L72 161V163L69 162V164H65V165H61V169L59 168V172L60 170L63 172H65L64 178H66L67 180V183H63L65 186L67 184V187L68 189L66 190H69V194H66L65 192V198L63 197L62 201H64L63 203H61V199H59L60 197L64 196H58L59 192L61 191V188H64L62 183H58V186L56 184H52L51 182H41L42 184H39L38 186H36V188L34 189V191L32 192H27L26 195H24L25 197V201L23 204L24 205V215H23V218L22 220L24 219L25 221V225L27 227V229H24V230H31L33 235H37L38 238L34 239L33 240V236H30V238H27V242L31 245H29L28 247V250L27 251H24L25 254H24V258H23V261L20 263V264H68L69 262H72L74 259L69 255V253L67 254V250L71 251L72 254H74L75 251H73L72 246L73 244H70L68 241V244L66 243V246L67 249H63L62 248V243L64 241H62L63 238V235H61L64 231H65V228L68 229L70 231V233L72 234L71 236H76L78 234V232H80L79 228L80 227L79 225L82 226V222L85 221L86 217L85 214H86V211L88 209V207H90V210L92 207L97 206V213H98V219L96 220V222H98V231L102 234V233H111L110 236L112 237L110 239V247L107 249V256H106V259H104V262L102 264H121V259H122V256H123V245H122V241L124 240L122 237V235L124 234L125 236H127V247L128 249H130V253L132 255V253L135 255H133V257L136 259L137 257V263L138 261L139 264H164L165 262L161 263L159 261H153V262H150L148 260V253L146 251H144L145 249H143V246H142V242L143 240L145 239V236L148 235V230L150 231H156L157 232V227L159 226V224H161L166 216L168 217L169 216V211L165 212V209H164V205L166 204V202L169 200L167 199L168 195L165 196L166 197V200H160V199H157L152 202L151 205H153L150 209L146 208L144 209L143 211H138L137 208H139L142 204V201L143 200H136V204L135 205H138L139 207L135 206V205H131V203L129 202V196L127 195H123L121 192H119V187L118 186H115L116 184L112 183V181L114 179H117L115 176H113L111 174V171L112 169L115 170V172L117 171H123V167L125 169H129L131 171H133L135 169L134 167V164H132V162L129 164L126 162L125 158L122 159L121 161V167L120 169L118 168L119 165L117 166L116 165V162L112 161L111 160V153L110 152H106L104 147L102 148L101 146L102 145H99L101 144L99 142L98 144V141L95 142L96 140L93 139V137H91V135L89 136V134L91 133H94V132H105L107 127H109V125H111L112 123L114 124H117L119 125L121 128H123L122 130L124 131H127L129 130L128 129V125L127 123L129 122V120L133 117L130 109H134L133 107L129 109V113H130V117H127L125 118V120H120L118 121L116 117L113 116V113H109V114H105V118H107V120H109L110 122H112L111 124H107V126H104L102 127L100 125V122H97L96 121V116H95V112L97 110L96 107L99 106V104H97L99 101H102L100 99V96L102 95V89L98 86L100 84V82L98 83L99 78L101 76V73L103 74V67H101L100 64L98 63H94V62H91L90 64L86 65V66H81L79 64H76L77 61H78V57L80 55V53L76 52L75 53V49ZM217 48L218 51L220 50L219 48H221V50H223L224 48V51H227V53H229L230 55L226 54V52H224L223 54L220 52L217 51ZM232 48V47H231ZM2 49V48H0ZM188 49V50H187ZM242 49V48H241ZM245 49V48H244ZM251 49V48H249ZM253 49V48H252ZM71 51V50H69ZM96 53V52H95ZM0 54H1V50H0ZM41 54V55H40ZM138 54V53H137ZM259 54V53H258ZM256 53V55H258ZM36 55V54H35ZM43 56V55H42ZM259 56V55H258ZM44 57V56H43ZM138 57V56H137ZM255 57V56H254ZM262 57V56H261ZM2 58V57H1ZM46 58V57H45ZM46 58V59H47ZM257 58V57H256ZM146 59V58H145ZM160 59H162L160 61ZM261 59V58H260ZM159 60V61H158ZM190 60V63L191 61L194 62V66H193V70H191V74H190V78L193 80V83L191 85H189L188 87H186L184 90H183V87H185L184 85H182V88L180 87L179 90H175V88L177 87V85L179 84H182L181 81L184 80V78L187 76L188 77V69H187V66H189V63L187 61ZM0 61H2V59H0ZM148 61V60H147ZM146 61V62H147ZM151 61V60H150ZM259 61V60H258ZM114 64H113V63ZM116 62V61H115ZM180 62L182 64V69L181 70H177L176 66H179L181 65L179 63V65H176L174 66L173 64H176ZM187 62V63H186ZM205 62V63H204ZM206 62H209L211 64V66H216L217 68V72H215L216 76L218 78H213L212 80V77L213 76V72L211 68V66L207 67V64ZM2 63V62H1ZM141 63V62H139ZM144 63V62H143ZM151 63V62H150ZM3 64V63H2ZM44 65V66H43ZM106 65V66H107ZM135 65V66H136ZM2 66V65H1ZM106 66H105V69H106ZM174 66V67H173ZM191 66V65H190ZM257 66V65H256ZM3 67V66H2ZM137 67V66H136ZM150 67V68H149ZM255 67V66H254ZM179 68V67H178ZM215 68V67H214ZM215 68V69H216ZM253 68V67H252ZM251 68V69H252ZM139 69V68H138ZM138 69H136L138 71ZM192 69V68H191ZM198 69V70H197ZM246 69H249V66L246 68ZM245 69V70H246ZM250 69V71H251ZM261 69V68H260ZM140 70V69H139ZM176 70L178 71V73L176 72ZM258 70V69H257ZM256 70V71H257ZM216 71V70H215ZM176 72V74H175ZM252 72H255L252 71ZM258 72V71H257ZM136 73V71H135ZM139 73V72H138ZM141 73V72H140ZM166 73H168V77H165L167 76ZM221 73V72H220ZM223 73V74H224ZM249 73V72H248ZM107 74L105 73V75L107 76ZM132 74L134 75V73L132 72ZM250 74V73H249ZM77 75V74H76ZM108 75V76H109ZM129 75V73H128ZM212 75V76H211ZM222 75V74H221ZM259 75V74H258ZM136 76V75H135ZM133 76V77H135ZM200 76L201 79L199 78V82H194L198 77ZM226 76V75H225ZM224 76V77H225ZM249 76V75H248ZM252 76V75H250ZM103 77V76H102ZM132 77V78H133ZM154 77V78H153ZM161 77H165L163 80V82H161L159 80V78L161 79ZM186 77V78H187ZM221 77V76H220ZM228 77V76H227ZM255 77V76H253ZM252 79H255L253 78ZM258 76L256 75V78ZM259 77L261 78V76L259 75ZM258 77V79H259ZM1 78V77H0ZM109 78V77H108ZM129 78V77H128ZM131 78V79H132ZM137 78V76H136ZM135 78V79H136ZM145 78V77H144ZM147 78V77H146ZM145 78V79H146ZM196 78V79H195ZM251 78V77H250ZM5 79V80H4ZM4 79H1L3 82H4V85L2 86H9L7 84L6 81V78ZM124 79L126 81H124ZM134 79V78H133ZM141 79V77H140ZM139 79V80H140ZM221 79V78H220ZM226 79V78H225ZM240 81H239V80ZM107 80V79H106ZM105 80V81H106ZM114 80V79H113ZM111 80V81H113ZM150 80V78L148 79ZM191 80V82H192ZM198 80V79H197ZM222 80V79H221ZM229 80V79H228ZM234 80V78H233ZM256 80V79H255ZM260 80V79H259ZM261 80H263L261 78ZM130 81V80H129ZM136 81V80H135ZM134 81V82H135ZM147 81V79H146ZM239 81V82H238ZM2 82V83H3ZM102 82V81H101ZM110 82V81H109ZM220 82V81H219ZM225 82V81H224ZM6 83V85H5ZM145 83V81H144ZM223 83V82H222ZM227 82H225L226 84ZM251 83V82H250ZM253 83V81H252ZM107 84V83H105ZM110 84V83H109ZM115 84V85H114ZM129 84V83H128ZM137 84V83H135ZM151 84V83H150ZM221 84V83H220ZM239 84L237 86H239ZM264 84V83H263ZM133 85V84H132ZM250 85V84H249ZM253 85H258V84H253ZM0 86V89H3V87ZM6 86V87H7ZM61 86H63L64 88L62 89ZM106 86V85H105ZM125 86H130L126 92L127 95L129 96V98L133 101L135 99H133L134 97H132L134 94V90L131 89V85H126ZM164 86V91L162 90L161 87ZM176 86V87H175ZM228 87V85H226ZM259 86V85H258ZM257 86V89L261 88V87H258ZM263 86V85H262ZM153 87V88H154ZM226 87V88H227ZM240 87V86H239ZM246 88L244 91V88ZM255 87V86H254ZM5 88V87H4ZM243 88V91L241 90ZM11 89V90H10ZM51 89V88H50ZM147 89V88H146ZM221 89V88H220ZM223 89V88H222ZM238 91H234V90ZM255 89V88H254ZM5 92H4V91ZM1 90V94L0 95H3L1 100L3 101V99H8L10 98V95L9 93L11 94L14 90H12V88H9L7 87V89H3ZM8 90V91H7ZM22 90V89H21ZM42 90V89H41ZM156 90V89H155ZM3 91V93H2ZM19 91V89H18ZM25 91V90H23ZM40 91V90H39ZM38 93H36V91H33L34 95H32L31 97H35L38 102V106L37 107H33L32 109L34 113H29V119L32 117L31 115H36V117H41L43 118L42 116H44V112L47 113L50 112V109H48V104L46 101H43L44 98L43 96H45V91H40ZM163 91V92H162ZM228 91V90H227ZM20 92V91H19ZM22 92V91H21ZM108 92V91H107ZM155 92V91H154ZM225 92V90H224ZM36 93V94H35ZM152 93V92H150ZM218 94V96L215 98L216 100L212 99V96H214L215 94ZM260 93V92H259ZM18 94V93H17ZM23 94V93H22ZM160 95L159 97L157 96V98H160ZM259 95V94H258ZM20 96V95H19ZM103 96V95H102ZM126 96V95H125ZM131 96V97H130ZM136 96V95H135ZM145 96V95H144ZM260 96V95H259ZM257 96V97H259ZM1 97V96H0ZM23 98L25 97L22 96ZM29 97V96H28ZM30 97V98H31ZM127 97V96H126ZM215 97V96H214ZM41 100H40V99ZM146 98V96L144 97V99ZM36 99H34L35 101H37ZM126 99V98H125ZM129 99V101H130ZM9 100V99H8ZM33 100V99H32ZM46 100V98H45ZM186 100H192V103H189L191 105H187L186 103H184V101ZM259 100V99H258ZM39 101H43L44 103L43 104H40ZM128 101V100H127ZM137 101V99H136ZM153 101V100H152ZM71 104H70V103ZM131 102V101H130ZM154 102V101H153ZM162 102V101H161ZM2 103V102H1ZM35 103V102H34ZM42 103V102H41ZM49 103V102H48ZM122 103V104H121ZM136 103V102H135ZM135 103L133 105H131L132 103H130V105L128 106H134ZM139 103V102H138ZM137 103V104H138ZM158 103V102H157ZM36 104V103H35ZM40 104V106H39ZM107 104V103H106ZM140 104V103H139ZM255 104V103H254ZM127 105V104H125ZM145 105V103H144ZM153 105V104H152ZM259 105V104H257ZM101 106V105H100ZM162 106V104H161ZM159 106V108L161 107ZM256 106V105H255ZM40 107V108H39ZM62 107V106H61ZM69 107V108H70ZM139 107V106H138ZM59 108V107H58ZM136 108V107H135ZM158 108V109H159ZM38 109V110H36ZM65 109V107H64ZM118 109V110H119ZM125 109V107H124ZM163 109H160V111L162 110L164 112ZM260 109V108H259ZM49 110V111H48ZM66 110V109H65ZM85 111L83 112L84 114L82 115H77L76 112H80V111ZM204 110V109H203ZM207 110V109H206ZM207 110V111H209ZM67 111V110H66ZM124 111V110H123ZM145 111V109H144ZM32 112V110H31ZM112 112V111H110ZM135 112L136 109H135ZM134 112V113H135ZM204 112V111H203ZM46 113V115L48 116V114ZM128 113V112H127ZM141 113V111H140ZM132 114V115H131ZM163 114V113H162ZM40 115V116H38ZM67 115V116H69ZM135 115V114H134ZM180 115H182V117H180ZM205 115V114H204ZM212 115V114H211ZM132 116V117H131ZM184 116V117H183ZM195 116V115H194ZM201 116V114L199 115ZM203 116V114H202ZM49 117L48 116L47 120H49ZM222 117V116H221ZM28 118V117H26ZM69 118V117H68ZM130 118V119H128ZM135 118H137V116H135ZM134 118V119H135ZM4 118L0 117V124H1V120H3ZM6 119V118H5ZM133 119V118H132ZM144 119V118H143ZM153 119V117H152ZM151 119V120H152ZM160 119V118H159ZM264 119V118H262ZM7 120V119H6ZM28 119H26L25 121L27 122V124L24 126L25 123H23V125L21 126L22 128V131L23 133L21 134H24L22 136H24L25 138L29 139L30 141V138L32 137V124H30L28 121ZM98 120V119H97ZM138 120V119H137ZM148 120V119H147ZM156 120V119H155ZM203 120V119H202ZM227 120V119H226ZM224 121V120H220L221 123H219L221 126H224L223 123L227 122V121ZM24 121V122H25ZM108 121V122H109ZM134 121V120H133ZM218 121V122H220ZM154 122V121H152ZM242 122V121H241ZM245 122V120H244ZM250 122V121H249ZM9 122L3 120L2 121V124H4V126H12V124H8ZM132 123V122H131ZM130 123V124H131ZM138 123V122H137ZM161 123V122H160ZM213 123V124H212ZM217 123V122H216ZM215 123V127H213L212 129H215L216 127L218 128H222L221 130H223V127H219V124L218 126H216L217 124ZM129 124V123H128ZM212 124V125H211ZM228 124V123H227ZM245 124V123H244ZM262 124V123H261ZM264 124V123H263ZM136 125V124H135ZM162 125V124H161ZM187 125V127H188ZM237 125V124H235ZM235 125L233 124V127H235ZM238 126V125H237ZM2 127V126H1ZM35 127V126H34ZM112 127V126H111ZM141 127V126H140ZM150 127V126H149ZM245 127V126H244ZM45 128V127H44ZM153 128V127H152ZM225 128V127H224ZM230 128V127H229ZM86 129H87V133H89L88 135L86 134ZM137 129V128H136ZM135 129V130H136ZM168 129V128H167ZM228 129V128H227ZM233 129V128H232ZM90 130V131H88ZM193 130V131H194ZM203 130H204V133H208V134H203ZM210 130V131H208ZM218 130V129H217ZM226 130V129H225ZM231 130V129H230ZM246 130V129H244ZM149 132V130H147ZM235 131V129H234ZM251 131V132H252ZM254 131V132H255ZM145 132V131H144ZM194 132V133H195ZM202 132V133H201ZM219 132V131H217ZM233 132V130H232ZM242 132V131H241ZM129 133V132H128ZM152 133V132H151ZM151 133L149 135H151ZM184 133V132H183ZM188 133V132H187ZM211 133V134H210ZM236 133V132H235ZM238 133V132H237ZM250 133V132H249ZM258 133V132H257ZM100 134V133H99ZM106 134V133H105ZM117 134V133H116ZM127 134V133H126ZM171 136H172V139H173V134L170 132ZM101 135V134H100ZM104 135V134H102ZM142 135V134H141ZM140 135V136H141ZM148 135V136H149ZM186 135V134H185ZM131 136V135H130ZM184 136V135H183ZM190 136V133L189 135ZM187 136V137H188ZM250 136V135H249ZM255 136H258L256 133H255ZM170 137V136H169ZM180 137V136H179ZM177 137V138H179ZM182 137V136H181ZM186 137V136H185ZM184 137V138H185ZM247 137V136H246ZM24 138V139H25ZM188 138H191V137H188ZM215 138V137H214ZM258 140L260 139L259 137H257ZM9 139V138H8ZM47 139V138H46ZM162 139V138H161ZM176 139V138H175ZM183 139V138H182ZM197 139V138H196ZM144 140V143H145V139H142ZM154 140V138H153ZM167 140V139H166ZM186 142H188V140H186V138L184 139ZM213 140V139H212ZM215 140V139H214ZM213 140V141H214ZM28 141V140H27ZM48 143L50 142V139L48 137L47 139ZM133 141V140H132ZM152 141V140H151ZM183 141V140H182ZM184 141V142H185ZM190 142H188L187 144L186 143H182V145L186 146L188 145L187 149L189 150V153L187 151L188 154L192 155L193 153L196 154L194 156H197V158L199 159L198 161L194 160L193 158H189L190 156H188L186 154V152H184L185 150L184 149H179V152L177 151V155H176V152L174 153L176 155L175 159L173 157L174 160H178L181 165L183 164L182 168L185 169V172H184V175L186 177V179L188 178V182H191V184L193 186L190 185V188L193 187L196 192L198 191V193H202V191H205L207 192L206 190H210V188H212L213 190L210 191V192H215V193H219V197L221 196L223 198V195H224V191H221L220 190V182H219V174H217V169H214L213 170H209L207 171V168L205 169V161L208 159L205 158V155L203 153V150L196 147V146H192L193 144H191V141L192 139L190 140ZM216 141H217V138H216ZM10 140H6L5 138H1L0 137V145L1 147L5 146V147H9L10 145ZM66 142V141H65ZM129 142V141H128ZM139 142V141H138ZM149 142V141H148ZM146 142V143H148ZM13 143V142H12ZM25 143V142H24ZM31 143V142H29ZM52 143V142H51ZM141 143V141H140ZM143 143V141H142ZM141 143V144H142ZM172 143V142H171ZM34 144V143H33ZM32 144V145H33ZM67 144V143H66ZM149 144V143H148ZM147 144L146 148L149 146ZM155 144V143H154ZM173 144V143H172ZM176 144V143H174ZM181 144V143H180ZM179 144V145H180ZM191 144V145H190ZM211 144L214 146V143L211 142ZM220 144V143H219ZM230 144V145H231ZM234 144V145H233ZM42 145V144H41ZM143 145V144H142ZM141 145V146H142ZM196 145V144H194ZM202 145V144H201ZM140 146V145H139ZM204 146V145H203ZM220 146V145H218ZM241 146V148H242ZM2 147V148H3ZM208 147V146H207ZM225 147V146H224ZM229 146V148H224L225 150L227 149H232L233 148ZM42 148V147H41ZM45 148V147H44ZM43 148V149H44ZM107 148V147H106ZM156 148H159L156 147ZM221 147H218V151H220ZM237 147H235L236 149ZM1 149V148H0ZM6 149V148H4ZM38 148H36L37 150ZM47 149V147H46ZM44 149L43 151H39V155H40V160L37 161V160H34L33 162H31L29 165L26 166V170L29 172V171H32L33 170H37V169H42L44 168V170H46L48 167L45 165V163L47 161L50 160V157H52L51 155V152L48 151V149L46 150ZM119 149V148H118ZM143 149V147H142ZM148 149V148H147ZM244 149V148H243ZM35 150V148L33 149ZM175 150V149H174ZM209 150V148H208ZM238 150V149H237ZM250 150V152L252 151ZM57 151V150H56ZM137 151V150H136ZM141 151V150H140ZM149 151V150H148ZM151 151V150H150ZM153 151V150H152ZM231 151V150H230ZM35 152V151H34ZM82 152V153H80ZM144 152V151H143ZM192 154H191V153ZM222 150L219 152V155L221 154ZM224 152V150H223ZM228 152V151H226ZM246 152H249V151H246ZM56 153V152H55ZM54 153V154H55ZM147 153V152H146ZM136 154V153H135ZM173 154V153H172ZM218 154V153H216ZM225 154V153H224ZM253 154V155H252ZM38 155V154H36ZM51 155V156H50ZM143 155V153H142ZM145 155V154H144ZM148 155V154H147ZM146 155V156H147ZM163 155V154H162ZM167 155V154H166ZM213 155V154H212ZM211 155V156H212ZM252 155L253 157L255 156L257 158L256 155H258L257 152L255 153H252L251 154L249 153V156ZM262 155V154H261ZM33 156V155H31ZM117 156V155H116ZM137 156V155H136ZM152 156H154V154L152 153ZM158 156V155H157ZM186 156V157H185ZM264 156V155H263ZM84 157L87 159L88 158V163H89V168L87 166H83V163H82V160L84 159ZM167 157V156H166ZM259 157L261 158L260 154H259ZM55 158V157H54ZM58 159V157H56ZM121 158V157H120ZM149 158V157H147ZM159 158V156L157 157ZM162 158V156H161ZM214 158V157H213ZM259 158V159H260ZM264 158V157H262ZM60 159V158H59ZM84 159V160H86ZM144 159V158H143ZM153 159V158H152ZM2 160V159H1ZM32 160H33V157H32ZM62 160V159H61ZM147 160V159H146ZM149 160V159H148ZM162 160V159H161ZM166 160V159H165ZM173 160V162H174ZM182 160L185 161L182 163ZM211 160V159H210ZM253 160H255L253 158ZM264 161V159H262ZM262 160H260L262 162ZM60 161V160H59ZM151 161V160H150ZM154 161L157 162V159H154ZM258 162V160H256ZM37 162V163H36ZM84 162V161H83ZM159 162V161H158ZM158 162H157V165H158ZM260 162V163H261ZM57 163H58V160H57ZM62 163V161H61ZM127 163V164H126ZM150 163V162H149ZM164 163V161H163ZM170 163V162H169ZM172 163V162H171ZM235 163V162H234ZM233 165H236L234 164ZM259 163V162H258ZM60 164V163H59ZM58 164V166H59ZM137 164V163H136ZM162 164V163H161ZM168 164V162H167ZM184 164H185V168H184ZM250 164V163H249ZM263 164V165H262ZM48 165V164H47ZM57 165V164H56ZM156 165V166H157ZM160 165V164H159ZM163 165V164H162ZM179 165V164H178ZM254 165V164H253ZM259 165V164H258ZM126 166V167H125ZM136 166V165H135ZM152 166V165H151ZM155 166V168H156ZM165 166V165H164ZM171 166V165H170ZM212 166V165H211ZM210 166V167H211ZM214 166V165H213ZM241 167V165H239ZM261 166H264V162L261 163ZM1 165H0V170H1ZM60 167V166H59ZM87 167V168H85ZM159 167V166H158ZM172 167V166H171ZM170 167V168H171ZM177 167V166H176ZM244 167V166H243ZM139 168V167H138ZM152 168V167H151ZM173 168V167H172ZM212 168V167H211ZM235 168V167H234ZM248 168V167H247ZM262 168V167H261ZM260 168V169H261ZM119 169V170H118ZM123 169V170H122ZM153 169H154V166H153ZM168 169V167L166 168ZM174 169V168H173ZM237 169V168H236ZM235 169V170H236ZM241 169V168H240ZM252 169V168H251ZM264 170V167L262 168ZM25 170V169H24ZM43 170V169H42ZM147 170V169H146ZM159 170V169H157ZM178 170V169H177ZM234 170V171H235ZM254 170V168H253ZM256 170L257 168L252 171V174L253 172L256 173ZM262 170V171H263ZM25 171V173L27 172ZM47 171V170H46ZM169 171V170H168ZM233 171V172H234ZM238 171V169L236 170ZM235 171V172H236ZM261 171V172H262ZM37 172V171H35ZM39 172V171H38ZM116 172V173H117ZM124 172V171H123ZM122 172V173H123ZM148 172V171H147ZM156 172L158 171H155V169L152 171V174L155 176L156 175ZM160 172V170H159ZM211 172V173H210ZM257 172H260L259 170ZM113 173V172H112ZM115 173V175H116ZM125 173V172H124ZM241 173V172H240ZM70 174V176H72L71 178L68 179V175ZM161 174L162 171H161ZM183 174V173H182ZM247 174V173H246ZM262 174V173H261ZM260 173H258V176L261 175ZM125 175V174H124ZM179 175V174H178ZM235 175V174H234ZM236 175H237V172H236ZM236 175L233 176L236 178ZM242 175V174H241ZM240 175V176H241ZM249 175V174H248ZM247 175V177H248ZM257 175V174H256ZM123 176V175H122ZM160 177V174L158 175ZM238 176V175H237ZM257 176V177H258ZM263 177H261L262 179V182L260 181L259 183V187H253V189L250 190V188L247 189V186H246V190H241L240 189V193L238 194H241V192H244L243 196H245L244 198H247V196H249V199L250 200H254V202L256 203H260L262 202L264 204V197L261 195H258V191L259 192H263L264 190V174L262 175ZM119 177V175H118ZM151 177V176H150ZM164 177V176H163ZM166 177V176H165ZM178 177V176H177ZM176 177V178H177ZM243 177V176H242ZM240 177V178H242ZM244 177H245V174H244ZM246 177V178H247ZM250 177V176H249ZM122 178V177H121ZM152 178V177H151ZM182 177H180L181 179ZM239 178V179H240ZM251 178V177H250ZM250 178H247V179H250ZM254 178V176L252 177ZM251 178V179H252ZM13 179V178H12ZM36 179V178H35ZM61 179V178H60ZM146 179V178H145ZM162 179V177H161ZM165 179V178H164ZM178 179V178H177ZM26 180V179H25ZM29 180V179H28ZM44 180V179H43ZM51 180V179H50ZM53 180V179H52ZM63 180V178H62ZM65 180V179H64ZM111 180V181H110ZM155 180V179H154ZM157 180V178H156ZM160 180V179H159ZM167 180V179H166ZM243 180V178H242ZM241 180V181H242ZM245 180V179H244ZM255 180V179H254ZM61 181V180H60ZM179 181V180H178ZM236 181V180H235ZM249 181V180H247ZM253 181V180H251ZM257 181V180H256ZM255 181V182H256ZM54 182V181H53ZM65 182V181H64ZM170 182V181H169ZM184 182V181H183ZM246 182V181H245ZM250 182V181H249ZM254 182V181H253ZM28 183V182H27ZM39 183V182H38ZM158 183V182H156ZM244 183V181H243ZM13 184V183H12ZM114 184V185H113ZM148 184V183H147ZM161 184V183H160ZM232 184V183H231ZM247 184V183H245ZM251 184V183H249ZM261 184V186H260ZM31 185V184H30ZM163 185V184H162ZM167 184H165L164 186H166ZM175 185V184H173ZM252 185V184H251ZM258 185V184H257ZM158 186V185H157ZM163 186V187H164ZM178 186V184L176 185ZM180 186V185H179ZM182 186V185H181ZM189 186V185H188ZM238 187V185H236ZM255 186V185H254ZM23 187V186H22ZM66 187V188H67ZM183 187V186H182ZM231 189H232V193L234 194L235 198L238 199V197H240L241 199V196L240 195H236L235 193L238 192L236 191V187L232 184L230 185ZM261 187V188H260ZM29 188V187H27ZM158 188V187H157ZM167 188V186H166ZM229 188V187H228ZM239 188V187H238ZM24 189V188H23ZM22 189V191H23ZM162 189V188H161ZM186 189V188H185ZM192 189V188H191ZM223 189V188H222ZM230 189V190H231ZM153 190V189H152ZM156 190V188H155ZM170 190V189H168ZM229 190V189H228ZM227 190V191H228ZM263 190V191H261ZM25 191V189H24ZM28 191V190H27ZM65 191V189H64ZM157 191V190H156ZM160 191V190H159ZM167 191V190H166ZM172 191V190H171ZM179 191V190H178ZM194 191V190H193ZM191 190V193L193 192ZM200 191V192H199ZM257 191V192H256ZM174 192V190H173ZM181 192V191H180ZM186 192V191H185ZM248 192V193H247ZM258 195V197L256 196V194ZM15 193V192H14ZM25 193V192H24ZM63 193V194H64ZM145 193V192H144ZM158 193V192H157ZM163 193V192H161ZM160 193V194H161ZM209 193V192H208ZM22 194V193H21ZM166 194V193H165ZM169 194V192L167 193ZM175 194V193H174ZM183 194V193H182ZM181 194V195H182ZM228 194V193H227ZM248 194V195H247ZM254 194H255V197L257 198H254ZM10 195V194H9ZM12 195V194H11ZM163 195V194H162ZM160 195V196H162ZM173 195V194H171ZM195 195V194H194ZM197 195V194H196ZM204 195V194H203ZM202 195V196H203ZM210 195V194H209ZM58 196V198H57ZM159 196V197H160ZM163 196V197H164ZM176 197V195H173L172 197ZM180 196V195H179ZM190 196V195H189ZM191 196H193V194H191ZM198 196V195H197ZM200 196V195H199ZM149 197V194H145L143 198H148ZM161 197V198H163ZM170 197V195H169ZM168 197V198H169ZM182 197H184L182 195ZM201 197V196H200ZM216 197V196H215ZM218 197V196H217ZM251 197V198H250ZM177 198V197H176ZM208 198V197H207ZM227 198V196H226ZM133 199V198H132ZM136 199V198H135ZM173 199V198H172ZM171 199V200H172ZM193 199V198H192ZM200 199V198H198ZM205 199V198H204ZM209 201L211 198H208ZM219 199V198H218ZM228 200L230 198H227ZM226 199V200H227ZM8 200V199H7ZM152 201V199H150ZM177 199H175L176 202ZM180 200V199H179ZM183 200V199H182ZM187 200V199H186ZM216 200V199H215ZM220 200V199H219ZM224 200V199H223ZM10 201V199L8 200ZM15 201V200H14ZM170 201V200H169ZM168 201V202H169ZM174 201V202H175ZM184 201V200H183ZM203 201V200H202ZM242 201V200H241ZM4 202V201H3ZM16 202V201H15ZM14 202V203H15ZM132 202V201H131ZM135 202V201H134ZM172 202V201H171ZM189 202V201H188ZM204 202V201H203ZM212 202L215 203L214 200H212ZM238 202V201H236ZM245 202V201H244ZM253 202V201H252ZM253 202V203H254ZM13 203V201H11L10 203V212L9 214L11 215L12 213L16 212L18 210H16V205ZM52 203V204H51ZM179 203V202H178ZM177 203V204H178ZM184 203V202H182ZM197 203V202H196ZM201 203V202H200ZM218 203V202H217ZM8 204V202H7ZM149 204V203H148ZM176 204V203H174ZM173 204V205H174ZM188 204V203H187ZM219 204V203H218ZM217 204V205H218ZM223 204V203H222ZM242 204V203H241ZM9 205V204H8ZM167 205V204H166ZM181 205V204H180ZM197 205V204H196ZM211 205V204H210ZM224 205H227L224 204ZM238 205V204H237ZM259 205V204H258ZM261 205V203H260ZM168 206V205H167ZM170 206V205H169ZM179 206V205H178ZM185 204L182 206L184 207ZM199 206V205H197ZM235 206V205H234ZM175 207V205H174ZM181 207V208H182ZM196 207V206H195ZM200 207V206H199ZM264 207V206H263ZM95 208V207H94ZM177 208V207H176ZM175 208V209H176ZM169 209V208H168ZM174 209V208H173ZM179 208H177L178 210ZM195 209V208H194ZM200 209V208H199ZM213 209V208H212ZM215 209V208H214ZM213 209V210H214ZM259 209V208H257ZM263 209V208H262ZM89 210V209H88ZM93 210V209H92ZM95 210V209H94ZM190 210V209H189ZM185 211V210H183ZM187 211V209H186ZM192 211V210H191ZM199 211V210H198ZM211 211V210H210ZM260 211V210H259ZM19 212V211H18ZM61 212L63 215H61ZM88 212V211H87ZM94 212V211H93ZM181 212V211H180ZM188 212V211H187ZM208 212V211H207ZM214 212H216L214 210ZM15 213V214H16ZM60 213V214H59ZM163 213V214H162ZM193 213V212H192ZM192 213H189V214H192ZM209 213V212H208ZM263 213V212H261ZM18 214V213H17ZM89 214V213H88ZM96 213H94L95 215ZM178 214V215H177ZM176 214L177 218H179L178 220L180 221V224L177 227V233L176 234V239L173 241V245H172V248H171V255L170 257L172 256L174 259L173 261L171 260L169 262V264H176L175 262H177V264H179V261L181 259H187L189 258V260L187 259L186 261L182 262V263H187L188 261L192 262L190 258L192 259H195L196 260V264L197 262H199V259L201 261H204L202 260L201 258L205 256L206 254V258H216V257H224L225 255H227L228 257L230 256L231 257V261L233 264H239L240 262H245L246 259H243L242 258V255H244L243 253L245 251H247L248 253H252V247L255 248L254 246L252 247H247V244L248 242L246 241V239L244 237H240V231L239 230H235L232 232V233H229L230 230L228 231L229 227H225L223 226V229L221 227H217V223L221 221L220 217L222 216V213L221 215L220 214H217L216 213H212L211 216L207 217L206 214L205 216L207 217V223H208V228L210 229L211 233L213 235H216V237H218V240H216V242H214L215 245L213 246H208V247H205L203 244H199L198 242L196 243L195 241L193 243H188L186 242L189 238L186 240L184 239V237H188L185 236L184 234H187V233H184L185 232V227L184 225H186L188 227L187 224H185V221L187 218V216H189L187 213H186V217L185 215H179V210H178V213ZM194 214V213H193ZM199 214V213H198ZM52 215H54L55 217H52ZM87 215V214H86ZM90 215V214H89ZM88 215V216H89ZM164 215V216H163ZM197 215V214H196ZM195 215V216H196ZM209 215V214H208ZM12 216V215H11ZM96 216V215H95ZM179 216V217H178ZM192 216V215H191ZM190 216V217H191ZM194 216V215H193ZM192 216V217H193ZM220 216V217H219ZM226 216V215H225ZM8 217V215H7ZM93 217V216H92ZM171 217V215L169 216ZM202 217V216H201ZM205 217V218H206ZM228 217V216H227ZM120 218H122L125 223H126V231L122 234L121 233V229H119V220ZM161 218V219H160ZM195 218V217H194ZM193 218V219H194ZM199 218V217H198ZM204 218V219H205ZM262 218V217H261ZM7 219V218H6ZM60 219L61 222L59 223L58 220ZM90 218H87L86 221L88 220L89 221ZM92 219V218H91ZM13 220V219H12ZM56 220L58 222H56ZM93 220V219H92ZM95 220V218H94ZM148 220V221H147ZM177 220V221H178ZM196 220V219H195ZM9 221V220H8ZM23 221V222H24ZM151 221V223L149 222L150 225H153L155 226L156 224V227H152L149 229L145 228L144 226V223H147V222ZM189 221V219H188ZM188 221H186L187 223H189ZM155 222V223H153ZM18 223V222H17ZM120 223V222H119ZM206 223V222H205ZM234 223V222H233ZM85 224V222L83 223ZM193 224V223H192ZM191 224V225H192ZM198 224V223H197ZM5 225V224H4ZM16 225V224H15ZM20 225V224H19ZM86 225V224H85ZM87 225H88V222H87ZM92 225V224H91ZM121 225V223H120ZM148 225V224H147ZM149 225V226H150ZM190 225V226H191ZM204 225V224H203ZM207 225V224H206ZM205 225V226H206ZM260 225V224H259ZM8 226V225H7ZM93 226V225H92ZM97 226V225H96ZM195 226V225H194ZM194 226L190 227L191 229L193 228V230L189 229L190 231H196V229L194 228ZM200 226V225H199ZM236 226L238 227V224H236ZM262 226H263V223H262ZM261 226V227H262ZM20 227V226H19ZM24 227V226H23ZM84 227V226H82ZM90 227V226H89ZM121 227H123L121 225ZM186 227V229H187ZM201 227H203L201 225ZM225 227V228H224ZM237 227L235 229H237ZM9 228V227H8ZM22 228V227H20ZM88 228V227H87ZM86 228V229H87ZM207 228V226H206ZM207 228V230H208ZM218 228H221V229H218ZM6 226H3L2 227V236L4 237V234L5 232H8V230H6ZM55 229V230H54ZM81 229V227H80ZM85 229V228H83ZM82 229V230H83ZM125 229V228H124ZM195 229V230H194ZM205 229V228H204ZM243 229V228H242ZM260 229V228H259ZM23 230V229H22ZM243 230H246V229H243ZM52 231V232H51ZM78 231V232H77ZM95 231V230H94ZM248 231V229H247ZM261 231H264V228L262 227ZM26 232V231H25ZM51 232V235H49ZM55 233L56 236H58L59 234V237L57 238V240L51 238L52 236V233ZM83 232V231H82ZM81 232V234H82ZM148 232V233H147ZM154 232V233H156ZM246 232V231H244ZM53 233V234H54ZM152 233V232H151ZM192 233V232H190ZM188 233V234H190ZM210 233V232H209ZM208 233V234H209ZM210 233V234H211ZM255 233L257 234V232L255 231ZM259 233V232H258ZM27 234V232H26ZM29 234V233H28ZM58 234V235H57ZM80 234V233H79ZM99 234V233H97ZM264 234V233H263ZM8 235V234H7ZM13 235V234H12ZM31 235V234H29ZM28 235V236H29ZM67 235V234H66ZM104 235V234H102ZM150 235V234H149ZM213 235H212V238H213ZM36 236V237H37ZM68 236V235H67ZM69 236V237H71ZM83 236V235H82ZM81 236V237H82ZM106 236V235H105ZM153 236V235H152ZM211 236V235H210ZM9 237V235H8ZM11 237V236H10ZM14 237V236H13ZM65 237V235H64ZM80 237V236H78ZM99 237V236H98ZM101 237V236H100ZM104 237V236H103ZM12 238V237H11ZM17 238L16 236L14 237V239ZM20 238V237H19ZM17 238V239H19ZM54 238V237H53ZM56 238V237H55ZM75 240H76V237H74ZM109 238V236H108ZM169 238V237H168ZM215 238V237H214ZM262 238V237H261ZM6 239V238H5ZM23 239V238H22ZM71 239V238H70ZM78 239V238H77ZM80 239V238H79ZM102 239V238H101ZM100 239V240H101ZM123 239V240H121ZM171 239V238H170ZM8 240V239H7ZM86 240V239H85ZM192 240V239H190ZM263 240V239H262ZM12 241V240H10ZM14 241V240H13ZM16 241V240H15ZM19 241V240H18ZM78 241V240H77ZM81 241V240H80ZM80 241H78L80 243ZM125 241H126V238H125ZM149 241V240H148ZM182 241V242H181ZM253 241V240H252ZM264 241V240H263ZM21 242H25L26 241H21ZM73 241H71L72 243ZM158 242V241H157ZM184 242V243H183ZM16 243V242H15ZM108 243V242H106ZM144 243V242H143ZM183 243V244H182ZM250 243V242H249ZM8 243L5 241V240H2V243L0 246H2V250H5L6 252V257L9 255H11L12 251H13V247H11L10 245L8 246L7 245ZM18 244V243H17ZM16 244V245H17ZM125 244V242H124ZM250 244H253V243H250ZM259 244V243H258ZM78 245V244H77ZM88 245V244H87ZM149 245V244H148ZM202 245L204 247H202ZM19 246H20V243H19ZM65 246V247H66ZM80 246V245H79ZM84 246V245H83ZM170 246V245H169ZM261 246V245H260ZM264 246V245H263ZM263 246H262V249H263ZM17 247V246H16ZM15 247V248H16ZM87 247V246H86ZM90 247V246H88ZM149 247V246H148ZM83 248V247H82ZM85 248V246H84ZM203 248H205L203 250ZM207 248V249H206ZM261 248V247H260ZM259 248V249H260ZM18 249V248H17ZM170 249V247H169ZM260 249V250H262ZM15 250V249H14ZM84 250V249H82ZM126 250V249H124ZM152 250V249H151ZM160 250V249H159ZM207 250V252H206ZM259 250V251H260ZM16 251V250H15ZM20 251V250H19ZM78 251V250H77ZM76 251V252H77ZM129 251V250H128ZM154 251V250H153ZM206 253H204V252ZM257 251V250H256ZM70 252V254H71ZM81 252V251H80ZM84 252V251H83ZM82 252V254H83ZM125 252V251H124ZM23 253V252H22ZM260 253V252H258ZM13 254V253H12ZM77 254V253H76ZM81 254V255H82ZM86 254V252H85ZM126 254V252H125ZM139 256H137V255ZM208 254V255H207ZM257 254V253H256ZM23 255V254H22ZM106 255V254H105ZM153 255V254H151ZM155 255V254H154ZM259 255V254H258ZM257 255V260L256 258L255 259V262H261L264 260V253L262 252V255L258 256ZM256 256V255H254ZM82 257V256H81ZM103 257V256H102ZM126 257V256H125ZM132 257V259H133ZM105 258V257H104ZM156 258V257H155ZM199 258V259H198ZM128 259V258H127ZM154 259V258H153ZM252 259V258H251ZM84 260V259H83ZM101 260V259H100ZM129 260V259H128ZM179 260V261H178ZM195 260L193 262H195ZM248 260V259H247ZM123 261V260H122ZM124 262V261H123ZM247 262V261H246ZM249 262V261H248ZM251 262V261H250ZM131 263H134V262H131ZM130 263V264H131ZM136 263V264H137ZM72 264V263H71ZM97 264V263H96ZM126 264V262H125ZM181 264V262H180ZM195 264V263H194ZM200 264V263H198ZM201 264H203L201 262Z\"/></svg>",
  "mask_w": 264,
  "mask_h": 264
},
{
  "label": "flooded vegetation",
  "instance_id": "flooded-vegetation-1",
  "mask_svg": "<svg viewBox=\"0 0 264 264\" xmlns=\"http://www.w3.org/2000/svg\"><path fill=\"white\" fill-rule=\"evenodd\" d=\"M0 165H1V162H0Z\"/></svg>",
  "mask_w": 264,
  "mask_h": 264
}]
</instances>
